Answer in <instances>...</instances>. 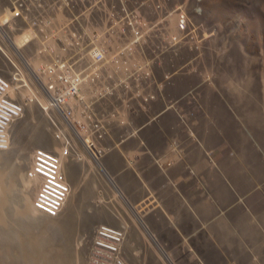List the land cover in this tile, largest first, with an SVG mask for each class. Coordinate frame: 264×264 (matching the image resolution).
Here are the masks:
<instances>
[{"label": "rangeland", "instance_id": "1", "mask_svg": "<svg viewBox=\"0 0 264 264\" xmlns=\"http://www.w3.org/2000/svg\"><path fill=\"white\" fill-rule=\"evenodd\" d=\"M127 3L148 19L182 5L212 36L167 55L155 78L176 74L159 98L144 85L130 125H111L112 137L98 140L113 184L97 185L68 156L71 194L54 219L30 209L28 172L36 149L57 152V143L38 107L25 105L0 153V264H264V0ZM6 8L0 0V20ZM7 29L17 44L23 26ZM0 68L8 72L1 59ZM143 125L138 140L123 139Z\"/></svg>", "mask_w": 264, "mask_h": 264}, {"label": "built area", "instance_id": "2", "mask_svg": "<svg viewBox=\"0 0 264 264\" xmlns=\"http://www.w3.org/2000/svg\"><path fill=\"white\" fill-rule=\"evenodd\" d=\"M16 22L23 26L17 44L0 32L7 44H0V59L8 70L3 74L0 68V151L8 146L7 124L29 103L40 110L61 159L78 153L98 171L104 151L97 141L110 136L111 125H130V106H141L144 85H155L159 98L162 84L176 74L156 80L166 56L200 46L211 35L182 5L148 19L127 0H7L0 27ZM139 130L130 127L124 138ZM76 136L87 138L88 152ZM65 142L74 150L65 149ZM57 158L56 152L36 151L28 172L38 186L32 207L49 217L58 213L67 193ZM99 234L113 241L119 236L106 228Z\"/></svg>", "mask_w": 264, "mask_h": 264}, {"label": "clouds", "instance_id": "3", "mask_svg": "<svg viewBox=\"0 0 264 264\" xmlns=\"http://www.w3.org/2000/svg\"><path fill=\"white\" fill-rule=\"evenodd\" d=\"M7 30H9V29H7ZM203 30V29H202ZM0 32H2V31H0ZM212 36V34L210 35V37ZM210 37H208L207 39H209ZM206 39V40H207ZM204 42V41H203ZM29 107H31V106H29ZM36 107V106H35ZM26 108H27V106H26ZM23 112V111H22ZM40 114H41V112H40ZM42 116V115H41ZM155 119V117H153L152 119H150L149 121H152V120H154ZM46 125V124H45ZM145 125H143V126H133L132 128H140V130L142 129V127H144ZM116 127H118V126H116ZM47 130V129H46ZM109 130H110V128H109ZM130 130V129H129ZM139 130V131H140ZM49 133V132H48ZM110 136L109 137H105V138H111L112 137V133H111V130H110ZM129 133V131L128 132H126L125 133V135L126 134H128ZM139 133V132H138ZM129 138H136L137 140L139 139V137H138V134H137V136H131V137H129ZM129 138H124L123 137V139H129ZM98 142V141H97ZM57 143V142H56ZM122 143H124V142H122ZM122 143H118V145L120 146ZM138 143H140V142H138ZM98 145L100 146V144L98 143ZM58 147H59V145H58V143H57V146H56V148H54L53 149V151H56L57 149H58ZM101 147V146H100ZM102 149H103V151H104V154H103V156H102V158H101V160H100V162H99V166L101 167V171H98V170H95V168L93 167V166H91L90 164H88V162H86L83 158V160L81 161V160H78V162H81V163H85L86 165H87V167H88V169L90 170V174H91V176L94 178V180L96 181V183H97V185H103V186H107V185H109V183H108V180L109 181H111L112 182V179L108 176V174H107V172H106V166H105V164H104V155H105V153H108L109 151H107L106 152V150L103 148V147H101ZM7 149H8V146H7ZM6 149V150H7ZM37 149H40V148H37ZM36 149V150H37ZM5 150V151H6ZM43 150H45V149H43ZM1 152V151H0ZM124 154H125V156L123 155L122 157H123V160H124V162H125V164H126V166L127 167H129V169H131L130 168V166H131V163L130 162H132V158H133V156H132V154H129V153H125V152H123ZM71 160H75L76 161V159H71ZM62 162H65L66 163V160L65 159H62ZM62 164L63 163H60V171H61V173H62V175H63V177H64V183H65V185L67 186V193H68V184H66V181H65V174H64V171H63V169H61V166H62ZM29 166H30V163H29ZM105 174L108 176L107 178H108V180L105 178ZM100 182H101V184H100ZM113 183V182H112ZM34 184L36 185V187H35V190H34V193H33V196H32V199H31V201H30V209L32 210V211H34V212H36L37 214H39V215H43V216H45V217H47V218H50V219H54V218H56V216H58L59 215V213H60V211H61V209H62V207H63V204H64V202H65V199H64V202L62 203V206H61V208H60V210L58 211V213L55 215V216H53V217H49V216H47V215H45V214H43V213H41V212H39V211H37V210H35L33 207H32V200H33V198H34V194H35V192H36V189H37V182H34ZM112 185V184H111ZM110 185V186H111ZM67 193H66V196H67ZM66 196H65V198H66ZM101 228H104V227H101ZM100 230V229H99Z\"/></svg>", "mask_w": 264, "mask_h": 264}, {"label": "bare ground", "instance_id": "4", "mask_svg": "<svg viewBox=\"0 0 264 264\" xmlns=\"http://www.w3.org/2000/svg\"><path fill=\"white\" fill-rule=\"evenodd\" d=\"M25 65V64H24ZM25 67V66H24ZM24 112V111H23ZM23 112H19V113H17L15 116H13L12 117V119H11V121L7 124V130H6V143H8V148H9V144H10V132H11V127H12V125L17 121V120H19L20 118H21V116H22V114H23ZM75 138V140H76V143H77V145H79L81 148H82V150H84L85 152H88V150L85 148V141H87V138H84V137H78V136H76V137H74ZM67 143V145H64V147H65V149H68L69 151H73L74 150V145H72V144H70V143H68V142H65V144ZM39 150H41V149H39ZM39 150H36V151H39ZM36 151H35V153H34V155H33V159H31V162H34L35 160H34V158H35V156H36ZM2 152H5L4 150H1V152L0 153H2ZM42 152V151H41ZM45 152V151H44ZM77 152V151H76ZM61 152L60 151H57L56 152V154H57V159H58V161L60 162V163H63L62 162V159H61V157L59 156V154H60ZM72 155H74V153L72 154ZM75 157H76V159L77 160H83L82 158H81V155H79L78 153H77V155H74ZM67 158H68V156L65 158V160L67 161ZM31 165V164H30ZM62 167H63V164H62V166H61V169H62ZM30 170H31V167H30ZM65 181H66V179H65ZM108 182L109 183H111L109 180H108ZM66 184H68V182L66 181ZM113 184V183H112ZM66 186V185H65ZM67 187V186H66ZM117 193V192H116ZM70 194H71V187H69L68 186V193H67V196H66V198H65V202H64V204H63V207L66 205V203H67V201H68V199H69V197H70ZM2 206V205H1ZM63 207H62V209H63ZM62 209H61V211H62ZM61 211H60V213H61ZM119 260V259H118ZM116 261V260H115Z\"/></svg>", "mask_w": 264, "mask_h": 264}]
</instances>
